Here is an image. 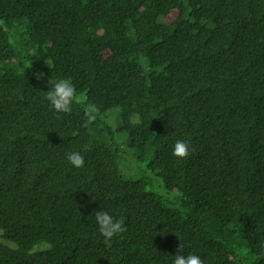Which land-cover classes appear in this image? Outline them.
Segmentation results:
<instances>
[{
    "label": "trees",
    "instance_id": "16d2710c",
    "mask_svg": "<svg viewBox=\"0 0 264 264\" xmlns=\"http://www.w3.org/2000/svg\"><path fill=\"white\" fill-rule=\"evenodd\" d=\"M60 78L89 126L50 108ZM101 210L125 220L111 247ZM180 244L264 264V0H0V264H172Z\"/></svg>",
    "mask_w": 264,
    "mask_h": 264
},
{
    "label": "clouds",
    "instance_id": "9594fccd",
    "mask_svg": "<svg viewBox=\"0 0 264 264\" xmlns=\"http://www.w3.org/2000/svg\"><path fill=\"white\" fill-rule=\"evenodd\" d=\"M48 65V64H47ZM49 66V65H48ZM41 76L43 74H40ZM52 86L46 92V100L50 108L56 113H70L74 102L83 103L85 124L87 127L92 124L98 114V108L95 104L86 101V97L81 93L78 94L75 86L70 79H57L52 81ZM191 145L185 140H177L172 148L173 157L178 160L187 159L190 155ZM194 151V149H192ZM67 161L74 168H82L84 166V156L78 151H72L66 155ZM95 220L98 225L99 234L104 238L106 246L111 247L113 237L127 231L125 220L123 217L116 219L105 211L95 212ZM183 245H179L172 264H204L203 260L196 254L182 255Z\"/></svg>",
    "mask_w": 264,
    "mask_h": 264
}]
</instances>
